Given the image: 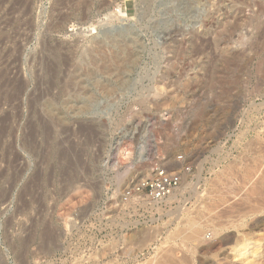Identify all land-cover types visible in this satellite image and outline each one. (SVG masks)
Returning <instances> with one entry per match:
<instances>
[{
  "label": "rangeland",
  "instance_id": "obj_1",
  "mask_svg": "<svg viewBox=\"0 0 264 264\" xmlns=\"http://www.w3.org/2000/svg\"><path fill=\"white\" fill-rule=\"evenodd\" d=\"M157 155L173 212L76 229ZM0 264H264V0H0Z\"/></svg>",
  "mask_w": 264,
  "mask_h": 264
},
{
  "label": "built area",
  "instance_id": "obj_2",
  "mask_svg": "<svg viewBox=\"0 0 264 264\" xmlns=\"http://www.w3.org/2000/svg\"><path fill=\"white\" fill-rule=\"evenodd\" d=\"M190 168V165L183 164L181 169L173 171L164 165L157 155L150 174L137 179L132 187L124 192L117 204L97 206L86 218L76 221V229L92 228L95 224L94 220L105 221V233H97L98 243L103 244L106 239L143 228L146 224V205L156 210L157 215L154 220H160L165 212L169 210L173 212V205L168 204V199L181 185L183 175L188 174ZM143 257L144 254L141 252L131 257L124 255V258L132 261L133 259L139 261Z\"/></svg>",
  "mask_w": 264,
  "mask_h": 264
},
{
  "label": "bare ground",
  "instance_id": "obj_3",
  "mask_svg": "<svg viewBox=\"0 0 264 264\" xmlns=\"http://www.w3.org/2000/svg\"><path fill=\"white\" fill-rule=\"evenodd\" d=\"M129 40H130V39H129ZM131 40H132V39H131ZM133 40H134V39H133ZM135 40H136V39H135ZM126 41H127V40H126ZM134 42H135V41H134ZM131 43H132V42H131ZM126 44H128V43H126ZM129 45H131V44L129 43ZM129 45H128V46H129ZM131 46H132V45H131ZM99 47H100V45H99ZM129 47H130V46H129ZM85 48H86V47H85ZM85 48H84V50H85ZM86 49H89V48H86ZM92 49H93V48H92ZM92 49L90 50L91 52L93 51ZM94 49H95V48H94ZM96 49H97V47H96ZM96 49H95V50H96ZM100 49H101V48H100ZM102 49H103V48H102ZM100 51H101V50H100ZM93 52H94V51H93ZM96 52H98V51H96ZM103 52H104V51H103ZM88 53H89V52H88ZM82 54H83V53H82ZM85 54H86V53H85ZM89 54H90V53H89ZM104 55H105V54H104ZM86 56H87V55H86ZM82 57H83V56H82ZM84 57H85V56H84ZM90 57L92 58V56H90ZM115 57H116V56H115ZM117 57H118V56H117ZM94 58H95V57H94ZM120 58H121V57H120ZM85 59H86V57H85ZM104 59H105V58H104ZM121 59H122V58H121ZM96 60H97V59H96ZM85 61H86V60H85ZM91 62H92V61H91ZM93 62H94V61H93ZM99 64H100V63H99ZM77 65H78V64H77ZM82 65H83V64H82ZM80 68H81V67H80ZM91 68H92V67H91ZM78 70H79V69H78ZM97 71H98V70H97ZM77 77L79 78L80 76H77ZM77 77H76V78H77ZM82 77H83V76H82ZM80 78H81V77H80ZM19 86H20V85H19ZM20 87H21V86H20ZM18 88H19V87H18ZM15 89H16V88H15ZM15 89H14V90H15ZM14 90H13V91H14ZM10 92H11V91H10ZM15 93H17V92H15ZM14 95H15V94H14ZM18 95H19V94H18ZM5 96H6V95H5ZM7 97H8V96H7ZM14 97H15V96H14ZM14 97H13V98H14ZM16 97H17V95H16ZM8 99L10 100V98H8ZM11 100H12V99H11ZM91 101H92V100H91ZM91 101H90V102H91ZM92 104H93V103H92ZM80 107H82V106H80ZM83 108H84V107H83ZM50 110H51V109H50ZM80 110H83V109H80ZM80 110H79V111H80ZM51 111H52V110H51ZM81 112H83V111H81ZM121 154H122V153H121ZM172 195H173V194H172ZM170 197H172V196H170ZM192 233H193V232H192ZM190 236H191V235H190ZM190 236H189V239L192 238V236H191V237H190ZM189 239L187 238V240H185V241H188ZM186 243H188V242H186Z\"/></svg>",
  "mask_w": 264,
  "mask_h": 264
}]
</instances>
